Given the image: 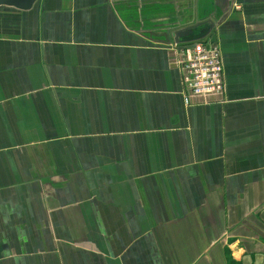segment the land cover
<instances>
[{
  "label": "crops",
  "instance_id": "obj_1",
  "mask_svg": "<svg viewBox=\"0 0 264 264\" xmlns=\"http://www.w3.org/2000/svg\"><path fill=\"white\" fill-rule=\"evenodd\" d=\"M0 264H264V0L0 7Z\"/></svg>",
  "mask_w": 264,
  "mask_h": 264
},
{
  "label": "built area",
  "instance_id": "obj_2",
  "mask_svg": "<svg viewBox=\"0 0 264 264\" xmlns=\"http://www.w3.org/2000/svg\"><path fill=\"white\" fill-rule=\"evenodd\" d=\"M173 50L188 105L209 103L224 94V59L218 43L209 39L182 46L176 42Z\"/></svg>",
  "mask_w": 264,
  "mask_h": 264
},
{
  "label": "water",
  "instance_id": "obj_3",
  "mask_svg": "<svg viewBox=\"0 0 264 264\" xmlns=\"http://www.w3.org/2000/svg\"><path fill=\"white\" fill-rule=\"evenodd\" d=\"M39 0H0V7L7 6L13 7L20 10H29L31 9L36 2ZM193 32V28L188 29L187 31H178L174 33L175 39L178 41L184 34L189 35Z\"/></svg>",
  "mask_w": 264,
  "mask_h": 264
}]
</instances>
